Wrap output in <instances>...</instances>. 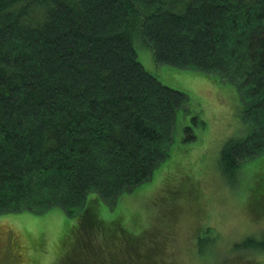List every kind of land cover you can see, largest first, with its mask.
<instances>
[{
    "label": "trees",
    "instance_id": "obj_1",
    "mask_svg": "<svg viewBox=\"0 0 264 264\" xmlns=\"http://www.w3.org/2000/svg\"><path fill=\"white\" fill-rule=\"evenodd\" d=\"M137 40L159 65L237 88L250 132L222 146L226 179L264 155V0H0V214L62 210L52 264H164L160 223L125 225L122 197L167 164L190 99L145 69Z\"/></svg>",
    "mask_w": 264,
    "mask_h": 264
},
{
    "label": "rangeland",
    "instance_id": "obj_2",
    "mask_svg": "<svg viewBox=\"0 0 264 264\" xmlns=\"http://www.w3.org/2000/svg\"><path fill=\"white\" fill-rule=\"evenodd\" d=\"M135 48L148 72L189 96L190 109L176 117L174 151L167 164L151 181L122 197L126 208L122 215L127 214L124 224L141 233L160 223L152 237L159 246L158 257L165 255L164 264H264V251L243 253L237 247L249 237L264 238V200L252 205L254 189L260 184L257 176L264 175V155L243 165L234 181L226 179L219 168L220 151L227 140L250 132L237 88L215 74L157 64L144 41H135ZM194 115L200 125L192 121ZM261 190L259 186L258 193ZM168 207L174 209L165 216ZM103 212L110 216L113 211ZM66 220L60 209L41 216L0 214V245L8 242L11 252L6 249L1 262L30 264L36 259L37 264L57 263L53 251L58 250ZM31 237L39 247L36 253L28 243ZM92 263L105 264L101 260Z\"/></svg>",
    "mask_w": 264,
    "mask_h": 264
},
{
    "label": "flooded vegetation",
    "instance_id": "obj_3",
    "mask_svg": "<svg viewBox=\"0 0 264 264\" xmlns=\"http://www.w3.org/2000/svg\"><path fill=\"white\" fill-rule=\"evenodd\" d=\"M6 249H7V251L9 253H11L9 247L6 244L5 245H2V244L0 245V257H1V259L3 258L2 253H5L6 252ZM1 259H0V264H3V262H1Z\"/></svg>",
    "mask_w": 264,
    "mask_h": 264
}]
</instances>
